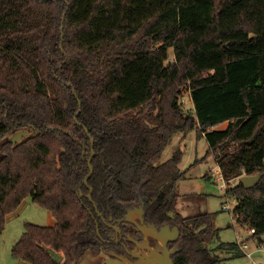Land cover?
I'll list each match as a JSON object with an SVG mask.
<instances>
[{"label": "trees", "instance_id": "trees-1", "mask_svg": "<svg viewBox=\"0 0 264 264\" xmlns=\"http://www.w3.org/2000/svg\"><path fill=\"white\" fill-rule=\"evenodd\" d=\"M192 130L224 181L239 179L224 196L262 243L264 0H0V235L26 198L54 220L26 223L12 257L79 264L112 232L102 220L142 206L147 221L178 227L174 264H222L216 251L237 244L207 248L213 214L175 212L181 152L160 162ZM243 175L261 177L245 189Z\"/></svg>", "mask_w": 264, "mask_h": 264}, {"label": "rangeland", "instance_id": "rangeland-1", "mask_svg": "<svg viewBox=\"0 0 264 264\" xmlns=\"http://www.w3.org/2000/svg\"><path fill=\"white\" fill-rule=\"evenodd\" d=\"M173 49H169L170 58ZM182 105L188 112H192L193 104L189 97L187 89H183ZM227 123L217 126L216 129H225ZM181 152V160L178 168L186 176L180 180L175 189L177 200L175 203V212L181 217H193L199 213L213 214V227L217 231L216 237L207 245V248L213 249L219 244L235 243L237 236L245 238L248 236L246 228H241L236 221L232 219V211L238 203L233 198L224 196L225 189L221 188V181L213 174L218 171L215 157L212 154L206 155L208 150L207 143L203 137L198 136L195 130L186 134H176L172 137L167 147L164 149L160 162L169 160L174 152ZM239 182L233 180L229 182L230 187H234ZM194 195L195 197H188ZM228 205L229 211L223 207ZM172 215V214H171ZM50 213L36 205L30 198H26L20 205L15 216L9 219L0 235V264H20V260L11 255V249L24 233L26 223L38 226H50ZM239 233V235H237ZM264 240V238H263ZM264 249V247H263ZM217 256L222 260V264H249L244 254L237 250L216 251ZM61 256V254H59ZM256 261L264 264V250L254 255ZM104 256L86 254L79 264H101Z\"/></svg>", "mask_w": 264, "mask_h": 264}, {"label": "flooded vegetation", "instance_id": "flooded-vegetation-1", "mask_svg": "<svg viewBox=\"0 0 264 264\" xmlns=\"http://www.w3.org/2000/svg\"><path fill=\"white\" fill-rule=\"evenodd\" d=\"M140 209L143 210V213ZM129 210H134L131 219L132 222L119 223L120 219L111 223L102 220L107 228L112 230V232L107 235V239H102L100 241L101 250L98 254L104 256V260L110 257L109 254H116L117 256L126 258L130 261L144 260V255L149 254L150 252L148 248L156 249L161 244V241L151 235L150 231L155 230L158 232L165 225L169 227L170 231L177 227L169 224L168 222L158 224L147 221L145 218V211L142 206H134ZM117 228L119 230H117ZM178 237L175 238L173 234L166 236V239L169 240L166 245L168 250H172L177 247L174 243Z\"/></svg>", "mask_w": 264, "mask_h": 264}, {"label": "water", "instance_id": "water-1", "mask_svg": "<svg viewBox=\"0 0 264 264\" xmlns=\"http://www.w3.org/2000/svg\"><path fill=\"white\" fill-rule=\"evenodd\" d=\"M28 135L27 131H20L15 133L11 138L10 142L11 143H19L24 137ZM92 157V155H91ZM91 158L88 160V168H89V173L87 177L84 180V184L87 185V180L88 178L92 175V166L90 164ZM260 175L256 176H247L243 175L240 177V182L243 185L245 189H250L254 187L260 180ZM91 194H92V189L89 187V194H88V199L91 201ZM140 211L143 213V210L140 209ZM134 213V210H128L127 213L125 214V217L119 221V223H129L132 222V215ZM117 230H119L117 228ZM150 231V229H149ZM151 235L156 237L158 240L161 241V244L156 248V249H151L149 254H145L144 260H139V261H130L126 258H122L120 256H117L116 254H109L110 257L105 259L104 261L101 262V264H174L171 256L179 251L178 247H175L172 250H168L166 245L167 242L169 241L166 239V236L172 235L177 238L179 236V230L177 227L173 228L172 231H170L169 227L165 225L160 231L156 232L155 230L150 231ZM51 259L54 263H60L62 260V257L56 253L51 251L50 252Z\"/></svg>", "mask_w": 264, "mask_h": 264}, {"label": "built area", "instance_id": "built-area-1", "mask_svg": "<svg viewBox=\"0 0 264 264\" xmlns=\"http://www.w3.org/2000/svg\"><path fill=\"white\" fill-rule=\"evenodd\" d=\"M213 174L217 177V179H216L217 181L222 182L220 187L222 189L223 188L227 189L226 186L229 185V183L224 181V179H223V177L219 171V168H218V171H215ZM223 209L225 211L230 212V208L227 204L223 207ZM231 215H232L233 221L235 222L236 220H235V215H234L233 211H232ZM247 231H248V236L245 238H239V236H237L235 243L237 244L239 251L242 252L244 254V256L248 259L249 264H262L261 262L255 260L254 255L256 253L262 252L264 250L263 249L264 240L262 243H259L257 240L252 239V235L255 233V231L253 229L247 230Z\"/></svg>", "mask_w": 264, "mask_h": 264}, {"label": "crops", "instance_id": "crops-1", "mask_svg": "<svg viewBox=\"0 0 264 264\" xmlns=\"http://www.w3.org/2000/svg\"><path fill=\"white\" fill-rule=\"evenodd\" d=\"M217 127H215L214 129L215 130H218V129H216ZM220 130H223V129H220ZM208 147V146H207ZM20 208V207H19ZM19 208L17 209V211L19 210ZM16 211V212H17ZM16 212L15 213H13V214H11V215H9L8 217H7V219H6V222L9 220V219H11L12 217H14L15 216V214H16ZM51 217V216H50ZM51 225H54V220H53V218H51V221H50V226ZM242 228V227H241ZM237 235H239V233L237 234ZM20 264H24L23 262H20Z\"/></svg>", "mask_w": 264, "mask_h": 264}]
</instances>
